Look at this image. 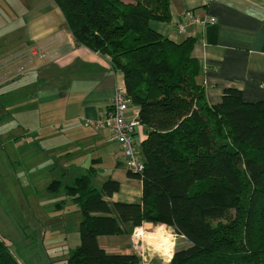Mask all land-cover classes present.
Listing matches in <instances>:
<instances>
[{"label":"trees","instance_id":"1","mask_svg":"<svg viewBox=\"0 0 264 264\" xmlns=\"http://www.w3.org/2000/svg\"><path fill=\"white\" fill-rule=\"evenodd\" d=\"M54 1L76 46L108 56L123 75L148 129L144 170L127 171L142 182L140 203L111 201L121 183L110 178L96 188L95 166L50 184L53 192L65 187L81 214L80 245L67 264H144L98 242L144 223L172 227L190 243L169 264H264V100L248 103L231 87L208 104L197 83L195 39L178 44L150 27L171 21L170 0ZM0 264H20L1 236Z\"/></svg>","mask_w":264,"mask_h":264},{"label":"crops","instance_id":"2","mask_svg":"<svg viewBox=\"0 0 264 264\" xmlns=\"http://www.w3.org/2000/svg\"><path fill=\"white\" fill-rule=\"evenodd\" d=\"M8 2L4 3L7 5ZM19 3L27 5L22 20L15 19L22 24V34L7 43L8 46L17 44L11 51L4 54V44L0 50V100L4 104V115L7 114L5 117H9L11 105L18 109L32 108L41 119L43 116L58 117L53 125L65 127V132L79 131V143L83 139L103 147L101 141L105 139L112 145L109 148L113 149L115 156L109 179L121 183L120 191L111 201L140 203L142 182L127 176V165L119 145L107 141L108 130L90 124L108 114L117 88L125 86L123 75L113 68L108 56L76 46L65 17L54 0H29L28 3L20 0ZM8 5L12 13L21 11L16 2ZM170 11V22L152 21L150 27L178 44L189 38L195 39L192 56L199 66L197 83L204 88L209 105L219 103L223 92L231 87L242 90L248 103L264 100V0H170ZM189 12L214 17L216 23L195 24L181 33L178 26L186 22ZM32 50L45 56L33 57ZM14 60H18L17 67L12 65ZM21 67L25 68L23 74L18 72ZM21 129L37 135L43 128ZM138 131L144 140L148 129L141 125ZM49 136V141L54 140V136ZM92 156L91 161L60 165L61 173L67 174V180L87 174L95 162L102 163L103 160L102 154L93 153ZM103 183L93 185L101 188ZM156 226H164L165 232L171 235L175 252L190 247L185 237L177 235L174 228L167 225L144 223L139 228L150 233ZM139 228L132 235L99 236V245L108 254H134L144 264L153 263L161 254L155 255L149 243L136 237ZM164 261L163 264L170 262Z\"/></svg>","mask_w":264,"mask_h":264},{"label":"rangeland","instance_id":"3","mask_svg":"<svg viewBox=\"0 0 264 264\" xmlns=\"http://www.w3.org/2000/svg\"><path fill=\"white\" fill-rule=\"evenodd\" d=\"M5 1L8 0H0V50L4 44V54L16 47L17 44L8 46L7 43L22 34V24L15 19L22 20L27 9V5H20V0H9L7 5L16 2L19 4L18 10H21L12 13ZM12 106L9 117L4 115V104L0 106L3 107L0 111V117L3 116L0 122V236L22 264H67L71 251L80 245L81 214L65 187L53 192L49 186L62 177L68 178L61 173L60 165L91 161L93 153L102 154L103 157L102 163H94L98 172L93 184L98 186L103 183L114 170L115 156L113 149L109 148L112 145L98 137L103 147L89 144V140L82 139L79 143V131L65 132V127L53 125L58 117L43 116L41 119L32 108L18 109ZM21 128L43 129L37 135H30ZM50 134H56L54 140L49 141ZM37 137L41 140H37ZM152 230L150 233L161 234L155 235L153 238L156 239L149 243L155 255L159 251L153 246L163 248L162 244H166L164 240L175 252L174 240L165 232L164 226H156ZM140 232H143L141 228L136 232L137 238ZM163 258L166 259L160 255L154 261L163 264Z\"/></svg>","mask_w":264,"mask_h":264},{"label":"built area","instance_id":"4","mask_svg":"<svg viewBox=\"0 0 264 264\" xmlns=\"http://www.w3.org/2000/svg\"><path fill=\"white\" fill-rule=\"evenodd\" d=\"M216 18L209 16H196L192 12L186 14V22L178 26L181 33H185L189 26L195 24L212 25ZM33 57L43 58L45 55L38 50H32ZM18 72L23 74L25 68ZM90 124L97 129L108 130L107 141L119 145V151L123 154L127 170L141 173L145 164L140 154L143 136L138 129L141 126L139 120V108L132 103L125 86L118 87L110 104L108 114Z\"/></svg>","mask_w":264,"mask_h":264},{"label":"bare ground","instance_id":"5","mask_svg":"<svg viewBox=\"0 0 264 264\" xmlns=\"http://www.w3.org/2000/svg\"><path fill=\"white\" fill-rule=\"evenodd\" d=\"M155 235L158 236V235H161V234L158 233V232L154 233V234L153 233L140 232L138 234V238L139 239H143L146 242L150 243L151 240L156 239V238H153V237H155ZM164 242L166 244H164V243L162 244L163 248H160L159 246H153V247H155V249L158 250L161 253V255L166 258L167 261H169V260L172 259L174 252H173V249L171 248V245H168V243H167L168 241L164 240Z\"/></svg>","mask_w":264,"mask_h":264}]
</instances>
